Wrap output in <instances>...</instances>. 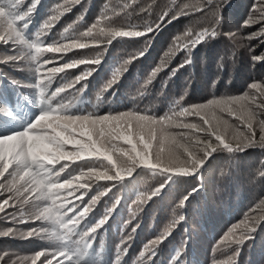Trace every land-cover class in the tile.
Returning <instances> with one entry per match:
<instances>
[{"label":"trees","instance_id":"trees-1","mask_svg":"<svg viewBox=\"0 0 264 264\" xmlns=\"http://www.w3.org/2000/svg\"><path fill=\"white\" fill-rule=\"evenodd\" d=\"M139 1L81 0L80 4L71 5L70 11L63 12L50 32L41 37L45 45H51L54 41L60 45L70 43L73 39H79L80 33L95 24L102 12L108 11V19H111L113 11L124 15L122 9L126 3L131 7L126 9L130 15L126 16L125 21L141 28L145 23L155 27L160 23L161 14L169 13V19L162 23L158 30L146 36L116 38L109 44L104 43L106 49L97 53L100 56L98 64H81L57 74L49 92L66 83H73L77 75L91 69V75L85 80L75 83L56 97L53 106L57 102L73 105L69 109L71 115L103 116L137 112L162 118L167 114L175 123L178 118L174 113L184 107L206 103L211 99L242 95L250 91L252 82H264V60L254 59L264 57V37L247 39L250 34L260 31L261 28L260 24L246 26L256 0H224L220 8L222 20L218 34L197 44L190 53L182 48L174 50V45L186 42H177L176 37L183 36L191 29L190 22L198 23L193 33H198L203 28L215 27L212 11H207L209 5L204 0H167L159 5L160 9L156 13H146L140 18V24H136V17L146 12L141 9L149 8L137 4ZM158 1L160 0H155L154 3L157 4ZM28 3L29 0H25L22 7H26ZM58 4L67 6L71 4V0H39L25 21L27 27L24 28L23 35L28 43L35 41L36 34L44 22L55 14L53 10ZM198 6L204 7L207 15L195 11ZM212 7L214 11L215 8ZM183 9H188V14H182ZM173 14L177 15V18H172ZM77 15L80 17L77 18ZM74 18L78 19L74 25L79 22L81 32L73 29V34L77 33L73 37L60 38L55 35L56 31L64 33V29L71 25ZM173 20L175 21L171 23ZM92 46L98 47L100 44ZM133 46H139L140 49L131 53ZM223 49L229 54L226 62L220 59ZM88 50L89 48L73 49L66 54L44 53L40 59L42 62L52 58L50 56H59L44 66L46 69L61 66L71 60L96 57L93 53H88ZM127 51L129 52L124 55ZM122 55L124 58L119 60L118 56ZM186 57L190 62L185 63ZM7 58L8 56H3L0 51V59ZM161 62L165 63V67L148 82L152 71L160 66ZM35 63L34 61V65L32 64L34 69ZM118 69L116 83L104 90ZM35 77L29 98L27 91H19L17 82L20 83L21 77L8 70H0V103L8 109L13 133L26 129L47 107L48 102L41 98L39 90L35 87L38 79L36 71ZM85 85L84 91L80 92L79 89ZM12 97L19 105L27 107L25 113L8 105V99ZM140 109H146V112L138 111ZM216 113L228 122L226 134L229 138L234 139L239 132L246 131L239 127V121L228 116L226 112L221 113L217 109ZM184 119L188 122H198L196 117H179V120ZM259 120H264V114L258 115L254 124L257 141L260 135ZM168 131L179 134L186 130L169 127ZM176 138L180 143H184L179 135ZM120 146L128 147L123 144ZM68 148L71 150V146ZM94 165L103 170L100 168V162L91 159L71 163L61 174V182ZM262 172L264 146L250 145L241 151L229 152L219 149L211 153L197 173L189 176L169 178L145 167H137L130 175L120 180L100 181L97 184L90 181L92 186L83 195L82 200L69 198L71 203L87 204L100 192L105 194L100 196L92 211L81 222L79 231L94 227L109 210L111 211L106 223L93 234L92 242L83 250L77 264H177V253H180L178 264H207L209 258L212 259L210 264H226L230 257L235 259V264H264V223L256 226L243 245H219V241L227 233L226 229L240 217L243 207L252 201L251 176L263 182ZM144 176L152 178V183L142 184L141 177ZM157 188H161L160 192L151 197V193ZM80 191L76 193L77 197ZM140 193H144V197L137 200ZM184 198V206L178 207ZM24 215V222L17 223L24 232L19 240L32 241V237L36 236L38 244H31L26 251L10 243L8 254L31 256L47 250L45 245H51L48 242H51L54 230H48L50 233L44 236L42 232L47 229L33 228L39 230L40 234L26 236L30 230L25 227L36 219H32L29 213ZM180 216L184 217L182 221L179 220ZM173 221L177 223L173 224ZM170 225V234L156 247L154 255L150 259L147 258V253L145 257H141L139 254L145 246L153 239L160 238ZM57 228L62 231L58 226ZM78 240V236H72L69 243L77 247L73 242ZM60 243L63 246L67 242Z\"/></svg>","mask_w":264,"mask_h":264},{"label":"snow or ice","instance_id":"snow-or-ice-1","mask_svg":"<svg viewBox=\"0 0 264 264\" xmlns=\"http://www.w3.org/2000/svg\"><path fill=\"white\" fill-rule=\"evenodd\" d=\"M204 2L209 5L207 11H212L216 26L211 29L203 28L198 33H193L191 29H188L183 36L176 37L177 42H186L174 45V50L182 48L190 53L197 44L214 38L218 34L222 20L220 8L224 0H204ZM38 3L39 0H29L26 7H22L25 5V0H7V2L0 0V44H23L30 50L28 55L32 61L36 62L35 71L38 79L35 87L39 90L41 98L48 102L45 110L26 129L0 136V153L3 154L0 157V196L8 194L0 201V213H5L6 208L14 206L16 201H23V203H28L30 199L50 201V204L38 211L35 219L53 221L62 230L56 233V239L67 243L51 251L42 250L31 256L18 257L19 264H28V262L30 264H54V262L55 264H77L79 257L83 255V250L87 249L92 242L93 234L106 223L111 211L109 210L94 227L83 232L79 231L81 222L92 211L100 196L105 194V192H100L87 204L71 203L69 198L82 200L83 195L92 186L90 181L97 184L100 181L120 180L130 175L137 167H145L169 178L189 176L196 174L205 159L219 149L232 152L241 151L250 145L264 146V120H259L258 141L255 139L254 127L257 116L264 114V82L261 81L252 82L249 86L250 91L242 95L211 99L206 103L184 107L178 113H174L178 118V122L175 123L167 114L162 118L137 112H121L103 116L71 115L69 109L73 105L57 102L53 106V100L56 97L64 93L66 89L73 87L75 83L85 80L91 75V69L77 75L73 83H66L49 92L57 74L81 64H98L100 56L71 60L61 66L45 69L44 66L52 63L55 57L41 62L40 57L44 53L66 54L73 49H85L98 44L99 41L94 35L96 29L99 35L107 37L108 44L116 38L146 36L158 30L161 24L169 19V13L163 12L159 18L160 23L155 27L145 23L141 28L135 24L114 27L107 18L106 12H102L95 24L80 33L79 39H73L70 43L63 45L56 41L51 45H45L41 37L50 32L63 12L70 11L71 5L80 4L81 0H71V4L67 6L56 5L53 10L55 14L44 22L36 34L35 41L28 43L23 35V30L27 27L25 21ZM212 6L215 8L214 11ZM130 7L131 5L127 3L123 6L122 11L125 16L130 15L126 10ZM141 11H148V9H141ZM195 11L207 15L206 9L202 6L196 7ZM182 14H188V9H183ZM172 18H177V15L173 14ZM101 23L105 26L98 28ZM253 24H260V31L250 34L247 39L264 37V0H256L255 8L246 21V26ZM71 27L72 25H69L65 28L64 33H67ZM84 38H89L91 43ZM20 59V56L7 58L8 61L17 62ZM254 59L264 60V57ZM0 62H5V60L0 59ZM188 62L190 59L186 57L185 63ZM164 67L165 63L161 62L160 66L152 71L148 82H151L152 78L156 77ZM118 73L119 69L113 74L112 80L105 85L104 90L116 83ZM85 87L86 85L82 86L79 91L83 92ZM217 109L239 121V127L246 131L239 132L234 139L229 138L226 134L228 122L217 115ZM179 117H196L198 122H188L187 119L179 120ZM169 127L182 128L186 131L173 134L168 131ZM177 135L184 143L177 140ZM121 144L128 147H121ZM68 146H71V150ZM85 159L100 162V168L103 170L94 165L61 182V174L71 163ZM104 161L107 163L104 164ZM261 174L264 175V172ZM160 190L161 188L155 189L151 197L156 196ZM78 191H80L79 197L76 196ZM142 197L144 193H140L137 200ZM185 201L186 198L181 199L178 207H183ZM35 206L39 208V205ZM254 212H260L261 215L254 218L252 215ZM11 219L16 221L17 217L13 214ZM183 219V216L179 217L180 221ZM24 220V214L21 212L20 222ZM176 223L177 221H173V224ZM260 223H264V201L250 209L242 220L232 226L219 241V245H243ZM170 228L171 225L160 238L150 241L139 255L145 257L147 253V258L150 259L156 247L170 234ZM9 234H11V229L0 232V236ZM34 234L39 235V230H30L26 236L32 237ZM72 236L79 237L78 241L73 242L77 247L69 243ZM179 256L180 253H177V264ZM4 261L5 255H0V264H4ZM13 264H16V261H13ZM226 264H235V259L230 257Z\"/></svg>","mask_w":264,"mask_h":264},{"label":"rangeland","instance_id":"rangeland-1","mask_svg":"<svg viewBox=\"0 0 264 264\" xmlns=\"http://www.w3.org/2000/svg\"><path fill=\"white\" fill-rule=\"evenodd\" d=\"M167 0H160L156 3L155 0H140L137 4H141L142 7H149L148 11L143 12L142 14H140L139 16L136 17V24H140L141 22V17H144L146 15V13H156L159 9L160 6L166 2ZM153 4H155L154 6H152ZM152 6V7H150ZM106 14H108V11H106ZM80 15H77V18H79ZM111 19H109L111 21L112 26H121V25H129L131 24L130 22H126L125 20H127V17L125 15H118L117 13L111 12ZM74 18V20L71 22V25H73V27L68 30L67 33H60L58 31L54 32L55 35H57L60 38H64V37H73L76 36L77 33L75 32L73 34V29L75 31H79L81 32L80 29V25L79 22L76 23L74 25V22H76L78 19ZM175 20H173L171 23H173ZM170 23V24H171ZM180 23V22H179ZM91 25V24H90ZM101 27H104V23L100 24ZM99 25V26H100ZM78 26V27H76ZM190 26H191V30L193 32H195L198 23L197 22H190ZM76 28V29H75ZM88 28V27H87ZM99 28V27H98ZM63 34V35H62ZM94 35H96L97 40L99 41L98 44H100V46L98 47H93L90 46L88 47V53H93V55L97 56V53H99V51L101 50H105V44L107 43V37L103 36V35H99L98 34V29H96V31L94 32ZM25 38V37H24ZM86 41L90 42L89 38H85ZM26 40V38H25ZM27 41V40H26ZM131 49V53H135V49H140L139 46H133ZM0 51L3 53V56H8V57H15V56H20L21 59L17 62V61H8L7 59H5V62H2L0 64V70H8L11 71L13 74H15L17 77H21V81L20 83L17 82V85L19 87V91H27V96L30 98V91H32V81L34 79H36L35 77V69L32 66V64L34 65V61L31 60L30 56L28 55V52L30 51L29 49H27L26 46H24L23 44H18V45H12V44H0ZM127 52H124V55ZM86 53V52H81V54ZM124 55L122 56H118L119 60L121 58H124ZM228 52H226L224 49L221 51V61L222 62H226L227 56H228ZM50 57H59V56H50ZM129 57V56H128ZM24 66V67H22ZM221 73V72H220ZM4 75V73H3ZM21 87V88H20ZM31 89V90H30ZM5 98L4 100H6V97H2ZM8 100H10V102L8 103V105H12L16 108H18L20 111H27L25 108H27L24 105H19L17 100H13L12 98H9ZM32 101V100H31ZM139 102V101H138ZM140 112H146V109H140L138 110ZM8 109L6 108L5 105L0 103V136H5L8 135L10 133H13V131L10 129V121L11 118L8 117ZM28 115V113H27ZM26 116V115H25ZM2 153H0V157H2ZM59 167V166H58ZM140 170V169H139ZM252 180V190H253V197H252V201L250 203H248L247 205H245L241 211V215H239L232 224L229 225V227L226 229V232H228L232 226H234L236 223H238L240 220H242L250 211V209H253L256 205L260 204L261 201H264V181L262 182L261 179L259 178H255V176H251ZM142 180V184H146L149 185L152 183V178H149V176H144L141 177ZM7 193H5L3 196H0V201H2L4 198L7 197ZM48 204H50V201H34L32 199L29 200L28 203H23V201H16L14 206H10L6 208V212L5 213H0V232H4V231H8L10 228L11 229V234L7 235V236H0V255H5V261L4 264H13V261H16V264H19V260L18 257H24L25 255H14V254H8L9 252H7V249L10 248V243H12L14 245V247L16 245L22 247L23 250L28 251L29 250V246L31 244H38V242L35 240L37 237L34 236L32 237V241L28 240V241H21L19 240L20 236L24 235L23 230H21L20 226H17V223L20 221V215L21 212H23V214H28L32 216V219H35L36 214L38 213V211L42 210L43 207L47 206ZM35 205H39V208H37ZM15 215L17 217L16 221H13L11 219V215ZM254 218H257L261 215L260 212H254L252 213ZM25 217V215H24ZM261 224V223H260ZM57 224H55L53 221L50 220H36L34 223L32 224H28L25 228L29 229V230H33V228H43V229H47L46 231H43L42 233L44 234V236H46L45 234L50 233L48 230H54V232H52V236L53 238L51 239V242H48L51 245H45L47 250H52V249H57L59 247H62V244L60 243V241H58L56 239V233L60 230H57ZM59 227V226H58ZM57 228V229H56ZM19 240V241H18ZM23 254H25V252H23ZM212 262V259H208L207 264H210ZM28 264H30L28 262ZM55 264V262H54Z\"/></svg>","mask_w":264,"mask_h":264}]
</instances>
